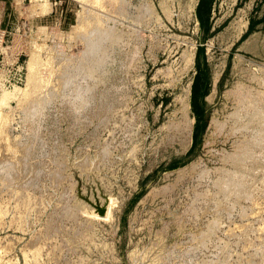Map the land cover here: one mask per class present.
<instances>
[{
	"label": "rangeland",
	"instance_id": "rangeland-1",
	"mask_svg": "<svg viewBox=\"0 0 264 264\" xmlns=\"http://www.w3.org/2000/svg\"><path fill=\"white\" fill-rule=\"evenodd\" d=\"M263 124L264 0L0 3V264H264Z\"/></svg>",
	"mask_w": 264,
	"mask_h": 264
},
{
	"label": "trees",
	"instance_id": "trees-1",
	"mask_svg": "<svg viewBox=\"0 0 264 264\" xmlns=\"http://www.w3.org/2000/svg\"><path fill=\"white\" fill-rule=\"evenodd\" d=\"M211 9H208L207 8V13H210ZM199 17L200 19L203 21V15H202V10H200V13H199ZM253 28V27H252ZM206 94V93H205ZM205 96V95H203ZM198 99H199V91H198V88L197 86L195 85L194 86V89H193V105L198 113V109H199V105H198Z\"/></svg>",
	"mask_w": 264,
	"mask_h": 264
},
{
	"label": "bare ground",
	"instance_id": "bare-ground-1",
	"mask_svg": "<svg viewBox=\"0 0 264 264\" xmlns=\"http://www.w3.org/2000/svg\"><path fill=\"white\" fill-rule=\"evenodd\" d=\"M184 105V104H183ZM250 106V105H249ZM183 107H185V105L183 106ZM249 109V108H248ZM186 112H187V110H186ZM247 116V115H246ZM252 118V117H251ZM254 120V119H253ZM252 122V121H251ZM264 125V124H263ZM263 127V126H262ZM261 133H263V132H261ZM221 134V133H220ZM260 138V137H259ZM245 147V146H244ZM246 148V147H245ZM249 149V148H248ZM251 150V149H250ZM249 152V151H248ZM244 153V152H243ZM259 155V154H258ZM254 156V155H253ZM252 159V158H251ZM256 162V161H255ZM236 171V170H235ZM232 178H233V176H232Z\"/></svg>",
	"mask_w": 264,
	"mask_h": 264
},
{
	"label": "built area",
	"instance_id": "built-area-1",
	"mask_svg": "<svg viewBox=\"0 0 264 264\" xmlns=\"http://www.w3.org/2000/svg\"><path fill=\"white\" fill-rule=\"evenodd\" d=\"M20 64H18V62H17V69L21 72L22 71V67L21 66H19Z\"/></svg>",
	"mask_w": 264,
	"mask_h": 264
},
{
	"label": "crops",
	"instance_id": "crops-1",
	"mask_svg": "<svg viewBox=\"0 0 264 264\" xmlns=\"http://www.w3.org/2000/svg\"><path fill=\"white\" fill-rule=\"evenodd\" d=\"M12 0H0V3H2V2H5V3H9V2H11Z\"/></svg>",
	"mask_w": 264,
	"mask_h": 264
},
{
	"label": "water",
	"instance_id": "water-1",
	"mask_svg": "<svg viewBox=\"0 0 264 264\" xmlns=\"http://www.w3.org/2000/svg\"><path fill=\"white\" fill-rule=\"evenodd\" d=\"M105 213V208H101L100 209V214H104Z\"/></svg>",
	"mask_w": 264,
	"mask_h": 264
}]
</instances>
